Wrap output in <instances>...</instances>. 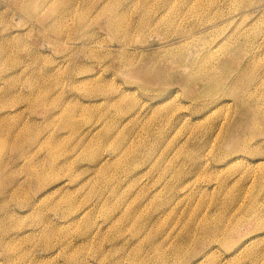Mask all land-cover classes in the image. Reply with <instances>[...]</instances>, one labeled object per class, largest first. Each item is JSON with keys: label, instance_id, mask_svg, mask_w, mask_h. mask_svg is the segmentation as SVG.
I'll return each mask as SVG.
<instances>
[{"label": "rangeland", "instance_id": "1", "mask_svg": "<svg viewBox=\"0 0 264 264\" xmlns=\"http://www.w3.org/2000/svg\"><path fill=\"white\" fill-rule=\"evenodd\" d=\"M0 264H264V0H0Z\"/></svg>", "mask_w": 264, "mask_h": 264}, {"label": "bare ground", "instance_id": "2", "mask_svg": "<svg viewBox=\"0 0 264 264\" xmlns=\"http://www.w3.org/2000/svg\"><path fill=\"white\" fill-rule=\"evenodd\" d=\"M210 231H211V229L204 228L202 233H204V234H209ZM216 235H218V234H216Z\"/></svg>", "mask_w": 264, "mask_h": 264}]
</instances>
